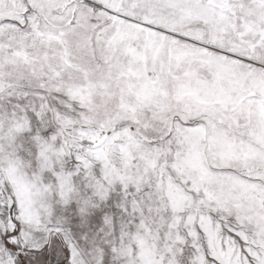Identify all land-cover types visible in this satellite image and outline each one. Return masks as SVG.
<instances>
[{"label": "snow or ice", "instance_id": "1", "mask_svg": "<svg viewBox=\"0 0 264 264\" xmlns=\"http://www.w3.org/2000/svg\"><path fill=\"white\" fill-rule=\"evenodd\" d=\"M0 264H264V0H0Z\"/></svg>", "mask_w": 264, "mask_h": 264}]
</instances>
